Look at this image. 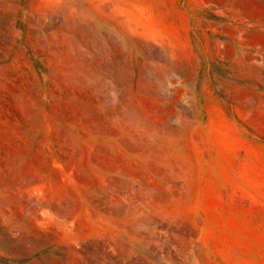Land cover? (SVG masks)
Returning a JSON list of instances; mask_svg holds the SVG:
<instances>
[{
	"label": "rangeland",
	"instance_id": "obj_1",
	"mask_svg": "<svg viewBox=\"0 0 264 264\" xmlns=\"http://www.w3.org/2000/svg\"><path fill=\"white\" fill-rule=\"evenodd\" d=\"M0 264H264V0H0Z\"/></svg>",
	"mask_w": 264,
	"mask_h": 264
}]
</instances>
